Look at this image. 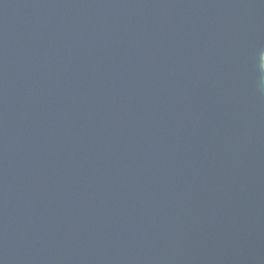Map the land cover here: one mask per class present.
<instances>
[{"label":"water","instance_id":"95a60500","mask_svg":"<svg viewBox=\"0 0 264 264\" xmlns=\"http://www.w3.org/2000/svg\"><path fill=\"white\" fill-rule=\"evenodd\" d=\"M264 0H0V264H264Z\"/></svg>","mask_w":264,"mask_h":264},{"label":"snow or ice","instance_id":"6c2138e0","mask_svg":"<svg viewBox=\"0 0 264 264\" xmlns=\"http://www.w3.org/2000/svg\"><path fill=\"white\" fill-rule=\"evenodd\" d=\"M259 66L261 69H264V50L259 52Z\"/></svg>","mask_w":264,"mask_h":264}]
</instances>
